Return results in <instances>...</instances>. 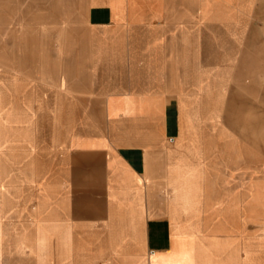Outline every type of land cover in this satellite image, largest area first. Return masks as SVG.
<instances>
[{"label":"crops","instance_id":"obj_1","mask_svg":"<svg viewBox=\"0 0 264 264\" xmlns=\"http://www.w3.org/2000/svg\"><path fill=\"white\" fill-rule=\"evenodd\" d=\"M65 1V19L50 24L66 41L37 49V72L0 76L22 83L3 90L0 264H166L173 219L188 227L179 240L191 264H264V234L251 233L264 214L252 217L249 191L264 157L217 121L224 97L227 113L250 112L228 82L250 61V42L239 58L236 41L249 38L254 0ZM180 91L195 115L193 154L169 141L181 133ZM185 158L200 181L193 200L174 203L183 186L169 184L171 165Z\"/></svg>","mask_w":264,"mask_h":264},{"label":"rangeland","instance_id":"obj_2","mask_svg":"<svg viewBox=\"0 0 264 264\" xmlns=\"http://www.w3.org/2000/svg\"><path fill=\"white\" fill-rule=\"evenodd\" d=\"M252 16H251V29L249 38L245 35V38L240 37L236 43L240 47L238 53L239 58L243 56V42L249 41L250 46H247L246 57L249 58V62L245 65L240 64L234 66V71L228 86L231 89L241 90L240 93L246 95L247 100L251 101V107L249 113H227V98H223V109L218 115L217 121L226 127L228 121L235 124L233 130L236 138H248L250 140V146L254 155L261 154L264 157V0H254L252 3ZM67 3L65 0H0V76H14L18 73H22L19 70L20 66L23 68V72L35 73L36 64L41 62V58L35 55L37 49L43 47V43L50 42L51 36L54 41L62 42L66 41V30L61 28V22L59 24L57 34L51 29L52 20L51 15H56L59 21L65 19L67 14ZM218 19L222 22H229L231 17L221 13ZM52 30V31H51ZM56 40H55V39ZM236 44V45H237ZM246 47V46H245ZM38 50V51H39ZM26 53V57L24 54ZM63 61V59H60ZM15 77V76H14ZM256 79L257 81H254ZM235 80V81H234ZM238 80V81H237ZM245 80V81H243ZM64 80L61 81V83ZM65 82V81H64ZM22 84V83H20ZM20 84L15 82L8 84L6 82H0V142L2 141V122L7 121L4 118V97L3 90H9L11 87L19 91ZM42 90L45 91L47 83L42 82ZM19 85V86H18ZM227 86V82L224 83ZM227 86V87H228ZM261 86V95L258 97L253 92L254 88L259 90ZM62 88H60L61 90ZM64 89V88H63ZM66 91V90H65ZM50 91H45L43 94ZM183 92L179 93L180 103V125L181 133L176 139H169V141H175L178 148L182 149L186 146L184 144L194 142L197 132L194 130L195 115L189 111V105L186 98L183 97ZM88 97H84V101H87ZM46 99V98H44ZM89 99V98H88ZM48 100H50L48 98ZM45 116V114H44ZM60 118L66 120L68 114L59 115ZM93 119L102 120V114H92ZM200 121H209L208 115H199ZM233 123H231L233 125ZM77 138V137H75ZM261 144V147H260ZM193 154L194 148H188ZM170 154L178 153L172 148L168 150ZM254 157V156H253ZM257 157V156H256ZM188 158L183 159L182 162L172 163L171 168L175 171L170 177L169 184L176 186L179 183L183 186L182 192L176 194L171 198V202L177 203L178 201L190 202L193 200L194 195L189 191L191 186L198 185L200 178L193 176L190 171H186L185 168H190L187 165ZM177 169L180 173H177ZM257 170L251 171V178L249 182L250 200L252 208V217L260 214H264V178L256 177ZM203 181V186L208 192L205 194V199L211 201V187L213 181L210 177L206 176ZM43 197L47 198L44 199ZM43 201L46 202L49 198V194H42ZM262 206L263 209L259 208ZM255 217V218H256ZM172 238L174 239L173 245L175 250L172 256L166 260V264H191L192 261L186 254L187 242L180 241L179 237L188 231L187 225L184 223H177L173 219ZM253 221V220H252ZM251 233L264 234V226L258 224L251 225ZM176 239V240H175ZM203 264L206 263L205 256ZM210 264V263H209ZM251 264H254L253 259Z\"/></svg>","mask_w":264,"mask_h":264}]
</instances>
